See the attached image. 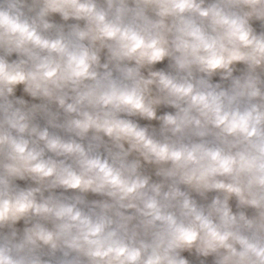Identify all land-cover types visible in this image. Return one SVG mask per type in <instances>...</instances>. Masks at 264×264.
<instances>
[{
    "label": "clouds",
    "instance_id": "9594fccd",
    "mask_svg": "<svg viewBox=\"0 0 264 264\" xmlns=\"http://www.w3.org/2000/svg\"><path fill=\"white\" fill-rule=\"evenodd\" d=\"M0 264H264V0H0Z\"/></svg>",
    "mask_w": 264,
    "mask_h": 264
}]
</instances>
